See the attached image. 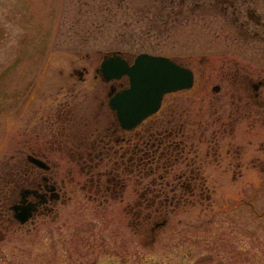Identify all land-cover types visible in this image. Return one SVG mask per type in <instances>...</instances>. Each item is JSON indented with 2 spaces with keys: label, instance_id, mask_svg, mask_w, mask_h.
I'll list each match as a JSON object with an SVG mask.
<instances>
[{
  "label": "rangeland",
  "instance_id": "374dc122",
  "mask_svg": "<svg viewBox=\"0 0 264 264\" xmlns=\"http://www.w3.org/2000/svg\"><path fill=\"white\" fill-rule=\"evenodd\" d=\"M159 2L0 0V192L9 171L22 174L26 159L17 150L45 144L57 109L75 104L80 114L96 90L100 57L121 50L174 57L194 70L193 88L173 105L176 117L190 116L195 137L218 129L212 148L194 138L188 152L203 173L194 180L195 198L205 200L167 207L166 222L144 230L123 210L132 186L119 203L100 204L77 154L62 153L49 159L61 200L32 221L0 224V264H264V107L254 118L238 114L231 132L219 122L197 126L214 118L210 105L224 122L241 106L235 71L264 77V0H186L161 34L146 15ZM83 69L80 79L75 71ZM214 85L221 89L213 92Z\"/></svg>",
  "mask_w": 264,
  "mask_h": 264
},
{
  "label": "flooded vegetation",
  "instance_id": "af4514ba",
  "mask_svg": "<svg viewBox=\"0 0 264 264\" xmlns=\"http://www.w3.org/2000/svg\"><path fill=\"white\" fill-rule=\"evenodd\" d=\"M119 55L129 65L134 62L135 54H124L121 51ZM102 56L93 75L96 90L90 94L91 98H87L80 114V110L76 111L75 104L66 109H57L48 118L49 126L44 134L45 141H42L45 144L28 145L29 151L17 150L18 156L26 161L20 164L23 165L22 168L17 169L23 176L9 171L7 174L12 177H3L2 184L6 187L0 192V224L3 228L8 224H19L15 216L19 212L15 210L16 206L31 204L33 210L28 220L32 221L37 214L51 211L53 203L61 200L62 190L49 159L61 157L62 153H68L70 158L77 154L79 171H84L89 176L85 184L93 186L94 193L100 194L97 195L101 198L100 204L119 203L124 199V192L132 186V199L121 205L126 213L131 214L132 223L140 226L145 224V228L150 222L155 224L154 227L166 222L168 210L164 207L173 208L179 203L191 205L205 200L199 193L195 198L197 184L194 180L202 179L200 175L203 173L199 163L196 164V159L189 157L188 152L193 148L194 138L198 142H208L212 148V136L215 139L218 129L211 131L210 138L203 131L195 137V131L189 128L193 123L190 116L182 117L184 112L179 111L176 117L173 105L174 101L178 102L179 92L193 88L195 73L192 67L170 57L191 70L192 85L163 93L155 111L134 125L125 126L113 104L116 97L130 87V79L125 73L119 77L104 79L98 70ZM85 71L83 69V73ZM234 73L231 84L237 91V99L242 101L241 106L229 110L224 122V113L210 105V116L212 118L214 115V118L205 123L199 120L198 127L202 126L205 130L213 122H219L220 127L229 126L231 132L238 114L244 113L245 116L254 118L253 114H258V110L264 107V77L252 81L248 73L240 76L236 71ZM79 76L81 79L82 75ZM220 89L219 85L212 87L213 92ZM238 91H241L240 95ZM218 98L217 96L216 99ZM68 125H75L70 132L67 131ZM31 158L41 160L43 166L36 164ZM104 161L111 164L108 162L107 168L92 172V168H97ZM61 182L64 183L62 180Z\"/></svg>",
  "mask_w": 264,
  "mask_h": 264
},
{
  "label": "water",
  "instance_id": "95a60500",
  "mask_svg": "<svg viewBox=\"0 0 264 264\" xmlns=\"http://www.w3.org/2000/svg\"><path fill=\"white\" fill-rule=\"evenodd\" d=\"M120 51L106 53L102 56L99 71L104 79L127 74L130 87L116 97L113 107L117 110L121 123L132 126L141 118L156 110L163 93L189 88L193 76L190 69L176 63L171 58L141 52L135 55L134 62L129 65L120 55ZM79 75L82 71H76ZM36 164L43 166L37 158H31ZM20 223L31 216V204L14 207Z\"/></svg>",
  "mask_w": 264,
  "mask_h": 264
},
{
  "label": "trees",
  "instance_id": "16d2710c",
  "mask_svg": "<svg viewBox=\"0 0 264 264\" xmlns=\"http://www.w3.org/2000/svg\"><path fill=\"white\" fill-rule=\"evenodd\" d=\"M159 1H160L159 2L160 5L159 3H157L154 6H152V11L150 6L146 7L149 10L148 12L149 15L147 13L146 15H147V19L149 20V22L147 21L148 24L153 23L154 25L153 29L157 30L158 34H161L164 31H167L168 26L170 24L176 23V21L179 20V16L181 15V13H183V5L186 0H159ZM118 8H123L121 3L115 6V9L118 10ZM165 208L166 207H164V209ZM151 224L152 225L150 227V231L154 230V228L156 227L153 226L155 225L154 223ZM135 226H138V224H136ZM146 229L147 228H144V230Z\"/></svg>",
  "mask_w": 264,
  "mask_h": 264
}]
</instances>
